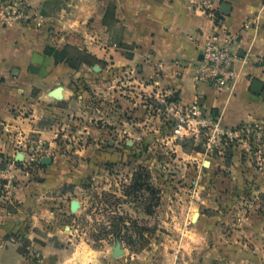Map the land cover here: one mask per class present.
Wrapping results in <instances>:
<instances>
[{"label": "rangeland", "instance_id": "rangeland-1", "mask_svg": "<svg viewBox=\"0 0 264 264\" xmlns=\"http://www.w3.org/2000/svg\"><path fill=\"white\" fill-rule=\"evenodd\" d=\"M11 1L0 0V27L45 25L47 45L68 62H97L68 71L63 62L56 86L68 88L70 98L58 103L60 110L39 105L40 113L29 107L21 114L40 132H6L15 139L12 154L0 162V194L9 197L8 209L16 206L14 187L40 182V191L51 188L23 213L26 224L6 234L18 253L30 264H264V191L228 194L224 202L211 190L216 181L201 159L212 156L189 139L172 138L157 110L166 91L148 90L133 63L114 58V50L130 56L134 47L121 42L112 6L115 30L103 45L109 48L93 52L66 42L67 31L52 26L69 9L68 0H43L23 11ZM218 199L219 206H210Z\"/></svg>", "mask_w": 264, "mask_h": 264}, {"label": "crops", "instance_id": "crops-1", "mask_svg": "<svg viewBox=\"0 0 264 264\" xmlns=\"http://www.w3.org/2000/svg\"><path fill=\"white\" fill-rule=\"evenodd\" d=\"M28 1L33 7L43 3ZM68 6L65 15L53 18L52 26L55 31H67L66 42L93 52L109 48L103 45L115 30L108 16L112 6L121 42L134 47L130 56L118 50L112 54L124 65L133 63L140 78L149 81L148 90L166 91L181 104L197 101L205 112L219 115L230 126L264 119V0H68ZM44 26L14 23L0 27V127L4 132H0V162L13 151L15 139L6 132H40V126L32 125L34 119L21 117L25 109L40 113L39 105L52 104L60 110L58 103L70 98V90L62 85H57L61 98L50 95L65 67L44 53L49 43ZM94 37L100 41H92ZM208 42L228 49L234 58V74L223 86L196 79ZM68 70L75 69L68 66ZM254 81L261 82L260 91L252 90ZM34 88L38 89L35 96L31 94ZM201 164L216 181L211 190L222 195L224 202L228 194L264 191V174L244 161L240 151H234L230 159L202 158ZM46 190L51 188L40 191V182L14 187L10 192L16 202L13 212L5 205L9 197L0 194V240H5L0 244V264H30L6 234L26 224L23 213L30 206L34 210ZM220 203L218 199L210 206Z\"/></svg>", "mask_w": 264, "mask_h": 264}, {"label": "built area", "instance_id": "built-area-1", "mask_svg": "<svg viewBox=\"0 0 264 264\" xmlns=\"http://www.w3.org/2000/svg\"><path fill=\"white\" fill-rule=\"evenodd\" d=\"M11 3L16 4L14 0ZM30 6L28 0H18L20 11L28 10ZM20 17V14L8 16L1 23H9L10 20ZM233 59L228 49L208 42L203 51L202 72L196 79L217 86L227 84L234 74ZM157 99L160 105L157 110L165 114L172 138L191 140L206 157L224 158L228 151H240L259 169H264V119L230 126L219 115L205 112L197 101L181 104L167 92H160Z\"/></svg>", "mask_w": 264, "mask_h": 264}, {"label": "trees", "instance_id": "trees-1", "mask_svg": "<svg viewBox=\"0 0 264 264\" xmlns=\"http://www.w3.org/2000/svg\"><path fill=\"white\" fill-rule=\"evenodd\" d=\"M61 50L56 49L55 47H52L50 45H46L44 48V53L46 55H50L54 58V62L55 63H59V62H68L67 57L64 54H61L60 52ZM88 56L93 57L96 61H100L99 58L88 54ZM85 63L87 65H93L94 63L97 62H92L91 60H80L78 62H68V66H70L71 68L76 69L80 64ZM172 99H177L176 97H172ZM197 149H199V147H196ZM233 152L232 151H228L227 155L224 157L225 159H230L232 157ZM140 169H144L142 166H140Z\"/></svg>", "mask_w": 264, "mask_h": 264}, {"label": "water", "instance_id": "water-1", "mask_svg": "<svg viewBox=\"0 0 264 264\" xmlns=\"http://www.w3.org/2000/svg\"><path fill=\"white\" fill-rule=\"evenodd\" d=\"M226 7H227V5H226V4H223V5L221 6V9H222V10H225ZM261 87H262V84H261L260 81H254V82L252 83V90H253V91H256V92H257V91H260ZM50 95H51L52 97H54V98H57V99L61 98V97H62L61 86H56V87H54L53 89H51V90H50ZM43 162H44V163H49V162H51V159H43ZM205 165H208V161L205 162ZM197 217H198V213L195 212V213L193 214V218H192V220L195 221V220L197 219ZM114 251H115V254H116V255H120V254L122 253V249L120 248V245H116V246L114 247Z\"/></svg>", "mask_w": 264, "mask_h": 264}]
</instances>
